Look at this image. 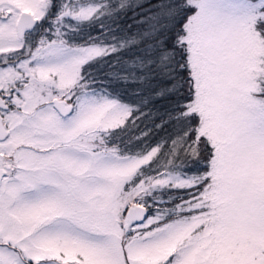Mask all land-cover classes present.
I'll use <instances>...</instances> for the list:
<instances>
[{
	"label": "snow or ice",
	"instance_id": "snow-or-ice-1",
	"mask_svg": "<svg viewBox=\"0 0 264 264\" xmlns=\"http://www.w3.org/2000/svg\"><path fill=\"white\" fill-rule=\"evenodd\" d=\"M0 264H264V0H0Z\"/></svg>",
	"mask_w": 264,
	"mask_h": 264
}]
</instances>
